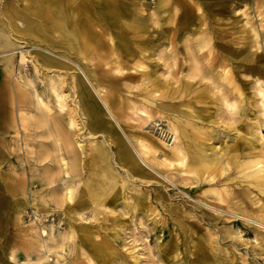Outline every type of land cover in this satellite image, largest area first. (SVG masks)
Returning a JSON list of instances; mask_svg holds the SVG:
<instances>
[{"label":"rangeland","instance_id":"374dc122","mask_svg":"<svg viewBox=\"0 0 264 264\" xmlns=\"http://www.w3.org/2000/svg\"><path fill=\"white\" fill-rule=\"evenodd\" d=\"M52 1L0 0V264H264V0H72L26 31Z\"/></svg>","mask_w":264,"mask_h":264},{"label":"bare ground","instance_id":"6f19581e","mask_svg":"<svg viewBox=\"0 0 264 264\" xmlns=\"http://www.w3.org/2000/svg\"><path fill=\"white\" fill-rule=\"evenodd\" d=\"M71 1L72 0H54V1H52L51 2V5H52V7L51 8H49L48 10H46V11H41V10H36L39 14H42V16H41V19L42 20H40V22H41V24H37V23H27V25H26V31H42V30H44V29H47V28H53V29H59V27H61V26H64V23L66 22V21H64L66 18H65V14H66V4H68V3H71ZM143 1V0H142ZM169 1V0H168ZM167 1V2H168ZM242 1V0H241ZM249 1H251V0H249ZM176 2H178L177 0H176ZM240 2V1H239ZM234 3V2H233ZM238 3V2H237ZM245 3V2H244ZM57 7L58 9H59V14L62 16V14L64 13V17L62 16V17H59V15L58 14H55V12L57 11L56 10V8L55 7ZM179 6V5H178ZM244 6V5H243ZM259 6V5H258ZM216 9H215V13L216 14H219V15H221V14H223V13H225L226 12V6H224V3H223V1L222 0H218V2L216 3ZM255 7H256V5H255ZM254 7V8H255ZM140 8V7H139ZM253 8V9H254ZM104 9V8H103ZM99 10V9H97L96 10V18L98 19V21L99 22H102V23H106L107 25H109V26H111L112 28H117V27H123L124 28V30H126L125 32L126 33H130V32H133V31H138V30H141V28H142V26H140V24L138 23V21H136L135 20V23H129V24H127V23H122V25L120 24V20H121V14L123 13V11L121 10V9H119V10H115V11H111V10H106V9H104V10ZM257 9V8H256ZM43 10V9H42ZM77 11V10H76ZM256 11V10H255ZM78 12V11H77ZM257 12V11H256ZM186 14H185V16H186V22L184 23V26L185 25H188L189 23H190V21H191V19H192V17L189 15V13H187V12H185ZM259 13V12H258ZM201 14V13H200ZM125 15L126 16H128V10H126V8H125ZM141 15V14H140ZM260 15H261V13H260ZM206 16V15H205ZM232 16V15H231ZM258 16H259V14H258ZM24 17V16H23ZM260 17V16H259ZM25 19H26V17H25ZM24 19V20H25ZM137 19V18H136ZM203 19V18H202ZM262 19V18H261ZM260 19V20H261ZM18 20V19H17ZM52 20H54L53 22H51ZM57 22H56V21ZM138 20V19H137ZM220 19H216L215 20V24H213L214 26H217L216 24H217V22L219 21ZM61 21V22H60ZM64 21V22H63ZM134 21V20H133ZM209 21V20H208ZM193 22V21H192ZM26 23V22H25ZM76 23H77V21L76 20H74V22H73V26H75L76 25ZM144 23V22H143ZM263 23V22H262ZM138 24V25H137ZM9 25V24H8ZM13 25V24H12ZM207 25V24H206ZM250 25H252V24H250ZM52 26V27H51ZM58 26V27H57ZM98 27V26H97ZM189 27V26H188ZM9 28H11V27H9ZM62 28V27H61ZM264 28V27H263ZM15 29V28H14ZM42 29V30H41ZM185 29H187V28H185ZM212 29V28H211ZM102 30V29H101ZM100 30V31H101ZM251 30H253V29H251ZM14 31H16V30H14ZM103 31V30H102ZM254 31V30H253ZM252 31V32H253ZM96 32H97V30H96ZM104 32V31H103ZM41 33V32H40ZM97 33H100V32H97ZM253 33H257V31L256 32H253ZM263 33V32H262ZM102 34V33H101ZM206 34V33H205ZM28 35V34H27ZM41 35H42V33H41ZM100 35V34H99ZM161 35V34H160ZM231 35V34H230ZM172 36V35H171ZM209 36V35H208ZM218 38L221 36H223V35H216ZM233 36V35H232ZM254 36H256V35H254ZM84 37H85V35H84ZM217 37H215V38H217ZM220 37V38H221ZM227 37V36H226ZM160 38V37H159ZM207 38V37H206ZM215 38H213V39H215ZM87 39V38H86ZM202 40V39H201ZM218 40V39H217ZM171 41H172V39H171ZM221 41V40H220ZM230 41V40H229ZM233 41V40H232ZM203 42V41H202ZM219 42V41H218ZM171 43V42H170ZM50 44V43H49ZM171 45V44H170ZM201 45H203V44H201ZM202 47V46H201ZM216 47H214V49H215ZM70 49H72V48H70ZM200 49V48H199ZM207 49V48H206ZM214 49H212V50H214ZM218 49V48H217ZM73 50H75V49H73ZM215 51V50H214ZM201 52V51H200ZM199 52V53H200ZM203 52V51H202ZM195 54V53H194ZM214 54V53H213ZM244 54V53H243ZM102 55H103V53H102ZM233 55V54H232ZM237 55V54H236ZM240 55V54H239ZM107 56H109V53H108V55ZM195 56V55H194ZM202 56L204 57V55L202 54ZM206 57V56H205ZM204 57V58H205ZM211 57V56H210ZM213 57V56H212ZM107 58V57H106ZM214 58V57H213ZM112 59H113V57H112ZM220 59V58H219ZM208 60V59H207ZM206 60V61H207ZM221 60V59H220ZM119 61H120V59H119ZM225 61V60H224ZM121 62V61H120ZM194 63V62H193ZM208 63V62H207ZM223 63V62H222ZM246 63V62H245ZM196 65H198V63H195ZM257 64V63H256ZM221 65V64H220ZM224 65V64H223ZM109 67V69H111L112 70V72H120L121 71V68H120V63L116 60V59H113V60H109L108 62H106V65H105V67ZM256 66V65H255ZM40 67V66H39ZM194 68V67H193ZM193 68H192V71H193ZM198 68V67H197ZM221 68H222V66H221ZM227 68V67H226ZM252 68H253V66H252ZM255 68V67H254ZM197 72H198V69L196 70ZM194 72V73H197V72ZM221 71V70H220ZM225 71V70H224ZM222 73V72H221ZM259 73V72H258ZM195 75V74H194ZM192 77H193V75H192ZM258 80V79H257ZM258 83H259V81H258ZM234 87V86H233ZM237 88V87H236ZM49 89H50V91L56 96V98L57 99H59V97H60V93H59V90H58V88H57V86H53V85H50L49 86ZM240 89V88H239ZM237 90V89H236ZM240 91V90H239ZM234 92H236V91H234ZM237 95H238V97L239 98H242L241 97V94L237 91ZM35 96H36V99H37V102H38V104L39 105H41V104H43V102H42V100L40 99V97L38 96V94H37V92H35ZM258 96H259V109H261V116H264V93H263V91L262 90H259L258 91ZM256 98H257V96H255ZM236 98V97H235ZM257 100V99H256ZM235 101V100H234ZM231 102V103H227L228 105H230V108L231 109H233V110H235L236 109V103L235 102ZM241 101V100H240ZM258 101V100H257ZM250 102V101H249ZM256 102V101H255ZM257 103V102H256ZM155 104V103H154ZM161 104V103H160ZM239 104H240V102H239ZM258 104V103H257ZM159 105V104H158ZM155 106H157V104L155 105ZM171 106V105H170ZM159 107V106H158ZM162 107V106H161ZM172 107V106H171ZM171 107L170 108H168V105L167 106H163L162 108L163 109H167V110H169V109H171ZM228 107V106H227ZM160 108V107H159ZM173 108V107H172ZM175 108V107H174ZM173 108V109H174ZM238 108V107H237ZM143 109H145V108H143ZM175 110V109H174ZM173 110V111H174ZM162 111V110H161ZM171 111H172V109H171ZM172 111V112H173ZM175 111H177V110H175ZM180 111V110H179ZM169 112H170V110H169ZM181 112V111H180ZM236 112V111H235ZM147 113V112H146ZM145 113V111H137L136 113H134L135 115H137L136 117H138V119L142 122V123H146V122H148V119H149V115L148 114H146ZM174 114V113H173ZM181 114V113H180ZM234 114V113H233ZM187 115L188 116H191V117H193L194 116V114H193V112L191 111L190 113H187ZM260 115V114H259ZM258 115V116H259ZM44 116V115H43ZM75 117V116H74ZM182 117H185V116H182ZM194 117H196V118H199V119H201V118H203L202 116H200V114H196ZM39 118V117H38ZM179 118H180V116H179ZM186 118V117H185ZM46 119V118H45ZM189 119V118H188ZM192 119V118H191ZM133 120V119H132ZM77 127V126H76ZM177 133V132H176ZM260 133V132H259ZM258 133V134H259ZM236 134H237V131H236ZM174 135V134H173ZM249 135V134H248ZM253 135V134H252ZM255 136H256V134H255ZM238 137V136H237ZM253 137V136H252ZM261 139V138H260ZM259 140V139H258ZM175 141V140H174ZM254 141H256L255 139H254ZM176 142V141H175ZM195 144V143H194ZM193 144V145H194ZM178 148H176V150H177ZM182 150H180V149H178L176 152H178V154H179V157H181L180 158V160L183 162V157H182V152H181ZM203 152V151H202ZM124 154H125V152H124ZM177 154V153H176ZM125 156V155H124ZM127 157V156H126ZM124 159V158H123ZM126 159V158H125ZM131 159V158H130ZM203 160V159H202ZM217 160V159H216ZM255 162H251V163H247V165H246V168H249L252 164H254ZM257 164L259 163V162H256ZM129 164V163H128ZM144 164V163H143ZM227 166V165H226ZM239 167V166H238ZM242 168V167H241ZM243 170H244V168H242ZM242 170V171H243ZM139 171H140V169H139ZM138 173H140V172H138ZM141 174V173H140ZM123 191V190H122ZM208 191V190H207ZM217 191V190H216ZM218 192V191H217ZM225 192V191H224ZM73 193H74V189H72V188H68L67 190H66V200L67 201H69V202H71L72 201V199H73ZM92 194V193H91ZM218 194H220V193H218ZM217 194V195H218ZM90 196H92L93 197V195H90ZM220 197H221V194L219 195ZM218 196V197H219ZM220 197L218 198L219 200L218 201H220L219 203L221 204V202L223 201V200H221L220 199ZM223 197V196H222ZM221 197V198H222ZM64 198V199H65ZM218 201H216V202H218ZM223 203V202H222ZM72 233V232H71ZM47 247V246H46ZM53 249V248H52ZM93 249H94V247H93ZM95 253V252H94ZM227 264H228V262H226ZM225 263V264H226ZM222 264H224V263H222Z\"/></svg>","mask_w":264,"mask_h":264}]
</instances>
